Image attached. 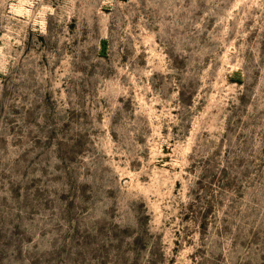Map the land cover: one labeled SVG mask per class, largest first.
<instances>
[{"label": "clouds", "instance_id": "1", "mask_svg": "<svg viewBox=\"0 0 264 264\" xmlns=\"http://www.w3.org/2000/svg\"><path fill=\"white\" fill-rule=\"evenodd\" d=\"M19 8L24 11L10 14ZM102 8L113 11L105 14ZM249 21L252 24L247 28ZM0 29H4L0 35V110L7 103L10 112L19 106L28 113L27 120L15 122V127L33 125L29 129L33 140L44 133L51 138L59 132L57 143L65 145L75 136L72 124H79L81 118L86 132L111 131L110 137L103 136L107 147L98 142L89 150L85 167L92 169L94 182L99 180L98 199L102 192L111 200L108 218L98 221V226L112 231L109 236L86 230L80 239L70 230L50 243L30 244L32 238L22 229L11 230L6 236L0 228V264L5 260L9 264L25 260L30 264H90V258L101 256L106 258L105 264H139L147 248L146 238L152 239L150 219L159 232H167L168 245L177 232L181 233L182 264H225V260L227 264H264V92L253 95L244 86L225 88L224 84L226 74L234 69L242 74L257 69L264 75L258 48L246 43L252 29L264 31V0H0ZM102 38L112 44L107 62L96 56ZM41 39L46 43L43 51L37 47ZM225 48L228 57L221 55ZM145 51L151 53L147 60L141 55ZM246 51L252 53L250 58H246ZM41 56H47L49 67L37 73L35 66ZM124 57L126 62H122ZM55 65L59 67L54 71ZM157 76L163 80L160 86ZM49 83L53 91L62 93L58 109L47 101L43 105L39 102L40 89ZM197 90L202 95L193 104L191 95ZM201 100L208 103L204 113L196 107ZM85 105L103 112L107 129L89 119L87 112L92 108L86 112ZM42 107L46 108L43 113ZM211 109L216 111L209 122L205 117ZM237 114L246 125L244 136L237 139L239 132L230 135L224 145L227 156L220 155L217 150L226 122ZM189 124L193 125L190 133ZM165 129L167 135H162ZM0 134L19 142L8 129L0 128ZM85 141L86 135L81 137V142ZM169 141L178 171L170 172L167 184L149 183L147 160L135 177L143 181L142 187L117 180L112 156L122 157L123 174L127 175L129 166L139 168L141 154L146 156L152 144ZM64 158L68 163L62 167L67 170L74 158ZM5 169L12 175L21 171L19 161L9 159L0 144V175ZM208 176L230 179L226 184L210 183L201 193ZM78 179L75 169L66 171L68 195L75 197L79 188V195L87 199L92 185L79 184ZM177 179L182 186L173 194ZM142 188L148 190L147 197ZM211 193H216L213 229L201 234L195 218L185 223L184 216L189 207L199 210ZM24 197L23 203L9 208H25L30 203L27 192ZM74 206L69 201L64 210L67 220L72 218L69 213ZM217 225L222 227L219 232ZM55 231H60L59 224ZM26 242L30 245L27 248ZM158 248L157 238L154 253Z\"/></svg>", "mask_w": 264, "mask_h": 264}, {"label": "rangeland", "instance_id": "2", "mask_svg": "<svg viewBox=\"0 0 264 264\" xmlns=\"http://www.w3.org/2000/svg\"><path fill=\"white\" fill-rule=\"evenodd\" d=\"M24 11L23 8L16 10L19 14ZM105 14L111 13L113 10L111 8H102ZM7 24V21H4ZM231 23V22H230ZM252 21L247 22L246 27L250 28ZM30 31V30H29ZM211 31V29H209ZM4 34V29H0V35ZM147 43V41H145ZM240 41H237L239 44ZM246 43L250 47H257L259 56L261 57V63H264V31L259 29H252L248 36L246 37ZM37 47L43 51L46 48V43L43 39ZM30 51H35L31 49ZM112 44L109 39H100L96 46V56L100 58L102 62H107L112 55ZM127 51V49H125ZM150 52H143L141 55L144 56L145 60L150 55ZM221 55L228 57L230 54L227 48L223 49ZM252 53L250 51L245 52L246 58H250ZM47 56H41L39 62L35 66V71L39 73L41 68H48ZM127 57L122 59V62H126ZM59 65L53 66V70L58 68ZM157 86L163 84V80L159 79ZM225 88L231 86L233 88L238 86H244L246 92H251L253 95H258L260 92H264V75L260 73L259 70L254 69L251 72L242 74L239 70H233L230 74H226L225 77ZM39 102L43 105L45 101L53 108L58 109V97L62 96L58 90L53 91L52 85L49 83L47 88L40 89ZM183 95H188V93H182ZM202 94L197 90L191 95V101L195 104L197 96ZM213 93H209L211 97ZM87 96V93H85ZM103 103V101H101ZM231 103V101L229 102ZM253 99L251 96L248 98V104L251 105ZM203 105V106H201ZM99 107V106H96ZM159 105L156 108L159 110ZM190 107V105H189ZM197 111L199 113H204L208 110V103L201 100V104L197 105ZM92 108L90 112L87 109ZM235 109V105L232 106ZM77 111L81 109L77 107ZM46 111V108L42 107L41 112ZM85 111L87 112L89 119L94 123L102 125L107 129L105 124L106 117L103 112H96V108L91 105H85ZM215 109L209 111V115L205 117V120L211 122V117L215 116ZM175 115V113H173ZM0 116L4 117L0 120V128L8 129L9 132L15 134L18 143L12 141L10 135L0 134V144H2L3 149L6 150V155L9 159H14L19 161L21 171L12 175L8 169H5L0 175V228L5 230V235H10L11 230L20 231L30 236V244L40 243H50L57 236H61L64 233L74 230L75 234L83 239V233L87 230L92 235H97L101 232H106L109 236L112 235V231L109 228H100L98 226V221H102L106 216L107 208L111 205V200L108 199L104 193H100L98 199L96 193L98 191L97 184L99 180L94 182L91 176L92 169L85 167L89 157L91 155L90 149L96 147L97 143H102L107 147V140L103 139V136H111V131L108 130L106 133L102 134L99 129L90 130L86 132L87 125L84 123V119L81 118L79 124L73 123L72 130L75 131V136L71 140H68L67 144H58L57 141L60 139V133L57 132L55 136L49 137L47 133H44L37 137L36 140L30 138L29 129L33 125H28L27 127L17 128L15 127V122L23 123L28 118L27 111H22L19 106H16L14 111L8 110L7 103L3 105L2 110H0ZM98 117V119H97ZM67 117L65 118V123L67 122ZM6 121H13L12 124ZM41 122H43L41 120ZM227 127L225 129L224 137L219 141L220 148L217 150L220 155L227 156V150L224 149V145L228 141V137L233 135L235 132H239L237 139H241L244 136L242 129L246 127L245 122L239 117V115L230 116L226 122ZM60 125H58L59 127ZM193 125L189 124L187 126L189 133L191 132ZM231 129L232 131H229ZM177 129L173 128V132ZM72 131L69 132V136H72ZM151 135V131L149 132ZM162 135H167V129H165ZM86 135V141L81 142V137ZM207 135V133H205ZM51 140V143H49ZM148 143V141H143ZM173 151L174 146L172 141L165 143L163 145L152 144L148 149H146L147 155L141 154V161L139 163V168L132 169L129 166L127 175L123 174L124 165L121 163L122 157L119 155L112 156V168L117 173V180L125 184L131 185L135 184L137 187H142L143 181L137 180L136 172H139L145 167L144 161L147 160L150 167V184H159L163 182L167 184V177L170 172L178 171L173 165ZM26 154V155H25ZM73 157L74 159L70 164H68L67 170H65L62 165L68 163L67 159L64 158ZM108 154L106 153V159ZM204 163H208L205 161ZM35 169V171H32ZM76 170L79 176V184H91L92 187L87 192V199L79 195L80 189L77 188V195L75 197L68 195V185L64 183L66 179V171L71 172ZM230 179L229 176H225L223 180H218L213 176L205 177L203 180L204 187L201 188V193L204 192L205 188L211 184H226ZM106 183V182H105ZM180 181L177 179L174 183L173 194L179 191L181 187ZM109 188L111 186H108ZM145 197L149 195L148 190L142 188ZM27 192V199L30 202L25 208L14 207L9 208V205H15L17 202L23 203L25 197L24 193ZM227 192V189H225ZM216 193H211L209 198L201 204L199 210L193 207H189L188 211L185 213L184 219L185 223H188L193 218H195V226L200 231L201 234H206L211 232L213 229V219L216 216V201L214 197ZM63 197H66L63 198ZM69 201L74 202V207L71 208L69 215L71 219L67 220L65 218L64 210L69 208ZM148 201H146V206ZM120 209L118 208L117 211ZM145 215H150L146 212ZM111 219L115 220V217ZM118 222V221H117ZM60 225V231H55V226ZM19 225L17 229L15 226ZM149 236H152L151 240H147V248L142 253L144 259H142L139 264H152L155 260V264H182V254L180 249L181 244V233H176V239L172 241L171 245L166 243L167 232H159L158 226H152V220H149ZM167 227H171L168 225ZM233 229L235 226H232ZM52 229V231H49ZM217 232L222 230L220 225L216 226ZM156 232L157 235L153 236L152 233ZM139 235V233H137ZM159 242V248L154 253L153 248L155 243ZM251 239V237H249ZM23 239V236H20ZM187 239V237H184ZM243 238H241L242 240ZM100 240L106 245L107 241L104 240L103 236H100ZM70 242V240H69ZM130 242V241H129ZM190 242V241H189ZM236 241L233 240L232 243ZM114 243V241H113ZM29 243L26 242L25 248L29 247ZM93 247H96L94 244ZM22 255L24 253H21ZM130 256L134 255L129 253ZM223 255V254H222ZM75 256V252H73ZM105 257L90 258V264H105ZM3 264H9L8 260H5ZM18 264V262H14ZM23 264H30L29 261L25 260ZM225 264L227 261L225 260Z\"/></svg>", "mask_w": 264, "mask_h": 264}]
</instances>
